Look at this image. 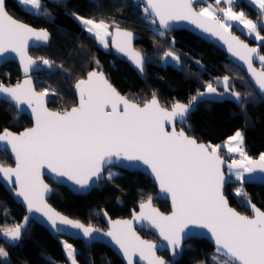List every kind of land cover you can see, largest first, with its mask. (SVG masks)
I'll use <instances>...</instances> for the list:
<instances>
[{"label":"snow or ice","instance_id":"snow-or-ice-1","mask_svg":"<svg viewBox=\"0 0 264 264\" xmlns=\"http://www.w3.org/2000/svg\"><path fill=\"white\" fill-rule=\"evenodd\" d=\"M18 2L25 11L55 22L56 17L42 5V0ZM52 2L61 3L62 0ZM198 2L146 0L142 11L144 19L161 38L174 30L177 21H189L203 33L218 36L227 45L228 52L246 65L255 86L264 95V54H260L259 47H249L238 37L232 36V25L226 22H239L249 35L264 42V35L261 34L264 19L254 21L248 19L243 11H234L236 0H224L226 6L218 8L212 4L196 7ZM221 2L215 0L216 5ZM250 2L258 6L264 18V0ZM92 3L99 7V0H92ZM218 13H222L223 17ZM71 15L89 37L97 40L104 49L109 47L107 38L114 35V47L131 59L140 75L144 74L145 65L151 63L152 58L132 48L133 32L121 29L115 19L85 18L76 13ZM110 29H114V33ZM50 39L51 33L47 28H34L14 19L7 10L6 0H0V57L5 53H16L25 74L39 68L40 64L51 69L56 66L54 61L45 57L33 59L27 53L30 40L46 45ZM172 45H175L174 37ZM159 58L165 65L184 70L181 55L171 49ZM254 58L261 64L260 71L253 67ZM92 59L97 67L75 85L79 90L78 106L63 112L50 111L44 106L49 89L36 92L31 78L23 84L17 83L15 87H6L0 82V98H6L17 106L25 103L34 105L32 112L35 114L34 127L19 135L8 130L0 134V141L10 145L15 154V167L0 164V179L9 186L18 185L14 194L23 198L30 213L42 214L41 222L51 231L63 234L69 229L79 230L78 234L95 240L94 233H99V229L69 219L47 203L45 197L54 190L41 179L43 170H48L54 183L71 182L75 193L85 194L94 186H99L101 180L111 181L118 175L109 170L105 176V170L114 163L134 169L146 166L145 170L158 182L161 192L170 195L173 211L170 215L160 213L149 195L146 201H141L140 212H134L133 219L147 221L151 227L158 229L166 242L159 247L166 248L174 260L182 251L183 242L195 236L194 229L199 228L210 233L216 245L215 252L226 257L220 264H264V211L251 204L249 199L246 203L255 215H242L229 206L224 191L225 185L233 179L241 182V185L246 179L264 182V153L260 154L258 161L247 156L242 147L244 134L237 130L226 141L227 151L239 152L242 159H234L226 164L219 155L221 145L199 142L184 130L185 127L191 130L188 121L201 103L210 104L231 98L243 111L244 101L232 87L229 76L204 82L203 91L197 90L188 103L176 101L166 107L153 93L152 99L141 106L121 95L100 69L99 60L95 57ZM195 63L205 70L200 61ZM52 94L55 95L54 90ZM225 167L228 169L227 175ZM234 194L246 195L242 186ZM103 214L107 216L106 212ZM27 220L28 217H25V222ZM111 224L112 230L104 235L111 237L119 246L127 258V264H133V257L137 255L147 264H167L162 256L156 255L157 244L137 235L132 220L111 221ZM23 228V224H17L2 234L4 238L17 242ZM62 243L69 264H77L76 249L67 241ZM8 255L5 248L0 247V257L7 258ZM219 256L211 259L219 261Z\"/></svg>","mask_w":264,"mask_h":264},{"label":"trees","instance_id":"trees-1","mask_svg":"<svg viewBox=\"0 0 264 264\" xmlns=\"http://www.w3.org/2000/svg\"><path fill=\"white\" fill-rule=\"evenodd\" d=\"M6 3L7 10L14 17L38 28H47L51 33V42L45 47L32 49L31 54L35 58L45 57L55 62L56 66L53 68L42 65V69L33 74L38 90L49 89L53 99L50 106L53 109L65 111L77 104L74 91L76 83L97 67L92 57L99 60L100 69L121 93L140 103L150 100L155 93L166 107L176 101L188 102L191 96L196 95L197 90L203 89L204 82L228 75L234 90L243 96V111L239 105L229 100L201 103L188 121L191 130L187 127L184 130L200 141L216 145L225 142L240 130L244 134L247 156L256 159L264 153V100L242 69L227 60L225 53L214 44L186 29L173 30L163 38L157 36L152 30L153 26L143 17L144 6L131 0H99V7L94 6L92 0H62L61 3L42 0V5L56 17L54 23L49 22L47 17H38L25 11L18 0H7ZM201 4H212L216 8L225 6L224 3L216 5L215 0H199L196 7ZM235 10H243L255 21L264 19L259 8L249 0H236ZM71 13L85 18L115 19L120 28L138 33L141 38L135 43V47L144 56L152 58L151 63H146L144 74L140 76L125 57L116 54L112 47L104 49L97 40L90 38ZM231 25L232 32L259 47L260 54H264V42L247 38L236 30L234 24ZM261 34L264 35V29ZM169 49L181 55L183 71L172 65H165L159 58ZM197 60L205 70H201L195 63ZM60 65L63 67H59ZM21 79V70L16 63L9 62L0 67V82L11 85ZM56 103L62 107L58 108ZM31 124L32 120L28 115L19 116L14 106L0 100V132L5 129L21 131ZM222 149H219L221 155L230 160ZM0 161L4 165L13 164L6 151H0ZM113 169L119 171L118 175L111 181L105 179L99 188L85 195H76L65 186L55 185L50 198L51 204L61 212L100 229L107 228L103 221L104 212L113 218L128 217L149 195L156 206L169 211V202L157 196L156 186L149 177L139 171ZM241 186L246 195H235V190ZM225 193L231 205L242 213H249L246 205L249 199L264 211V184L241 185L239 181H232L227 185ZM25 214L22 205L16 203L0 183V235H3L4 230L20 224ZM140 232L149 239H156L149 231ZM67 240L77 249V264H124L111 248L102 243H87L82 239ZM62 242V237L53 236L37 223H30L17 244L0 237V247H4L9 253L6 260L0 257V264H69ZM160 254L170 259L168 251ZM215 254L209 241L193 238L188 241L174 264L210 263L211 256Z\"/></svg>","mask_w":264,"mask_h":264},{"label":"water","instance_id":"water-1","mask_svg":"<svg viewBox=\"0 0 264 264\" xmlns=\"http://www.w3.org/2000/svg\"><path fill=\"white\" fill-rule=\"evenodd\" d=\"M6 1H7V0H6ZM131 1H132L133 3H136V4H141V5H143L144 7L146 6V0H131ZM8 12H9V11H8ZM9 14H10V13H9ZM10 15H12V14H10ZM12 16H13V15H12ZM13 18L16 19V20H18V21H20V22H22V23L28 24V23H26V22H24V21H22V20H20V19H18V18H16V17H14V16H13ZM28 25H30V24H28ZM30 26H32V27H34V28H38V27H35V26H33V25H30ZM121 29H123V28H121ZM180 29H186V30L192 32L193 34H195L196 36L200 37L201 39L205 40L206 42L211 43V44H214V45L217 46L219 49H221V50L225 53V55H226V59H227V60L232 61L235 65H237L238 67H240V69H242V71L245 73V75L247 76V78L249 79V81L251 82V84L253 85V87L255 88V90L259 93V95H260V96L263 98V100H264V95H262V94L260 93V91L258 90V88L255 86L253 80L251 79L250 73L247 71L246 65H244V63H243L242 61H239L237 58L233 57L231 53L228 52V50H227V45L224 44V42H223L222 40H220V38H219L218 36H211L210 34L203 33V31H202L201 29L196 28V26H195L194 24H191L189 21H177V22H175L174 30H180ZM125 30H127V29H125ZM128 31H130V30H128ZM49 32H50V31H49ZM131 32H133V35H134V39L132 40V48H133L134 50H136V51H139V52L143 55V53H142L139 49H137V48L135 47V43L141 38V36H140L138 33L134 32V31H131ZM113 33H114V29H113ZM230 33H231L232 36H236V37H238L241 41H243L244 43L248 44L249 47H256L255 45L251 44L249 41H247V40L243 39L242 37H240L237 33H234V32H232L231 30H230ZM226 35H227V33H226ZM51 39H52V36H51ZM51 39H50V41H49L46 45H43V44H41L40 42H35V41H33V40H30V41H29V46H28V49H27V53H28V55H30L31 57H33V59H36V58L31 54V50L34 49V48H40V47H45V46H47V45L51 42ZM113 39H114V35L111 36V47H112V50H113L116 54L125 57V59H126V60L128 61V63L132 66V68L138 73V71H137V69L135 68V66H134L133 62L131 61V59H130L125 53L119 52V51L114 47V45H113V43H112ZM9 62H14V63H16V64L19 66L20 70H21L22 79H21L19 82H17V83L23 84L24 81H25L26 79L31 78V80H32V87L35 89V91H36V92H42V91H40V90H38V89L36 88V84H35L34 77H33V74L38 73V72L42 69V67H43L42 64H40V67H39V68H34V70H32V71H30L29 73L25 74L24 71H23V65H22V63H21V61H20L19 56H18L16 53H5L3 57H0V67L4 66L5 64H7V63H9ZM39 63H40V62L38 61V64H39ZM253 67H255V68L257 69V71H260V70H261V64H260V62L258 61V59H255V58H254V61H253ZM104 73H105V72H104ZM138 74H139V73H138ZM105 75H106V74H105ZM139 75H140V74H139ZM86 76H87V74H86L83 78H81V79L86 78ZM106 76H107V75H106ZM140 76H142V75H140ZM107 77H108V76H107ZM109 81H110V79H109ZM17 83H16V84H17ZM110 83L112 84L111 81H110ZM16 84L8 85V84H5V83H4V85H5L6 87H15ZM112 85H113V84H112ZM113 86L115 87V85H113ZM115 88H116V87H115ZM116 89H117V88H116ZM74 91H75V94H76V97H77V104L74 105V106H72V107H76V106H78V104H79V90L76 89V87H75V88H74ZM117 91H118L121 95L125 96L126 98H128V99H130V100H133V99L127 97L126 95H124L123 93H121L118 89H117ZM241 98L243 99V96H242V95H241ZM151 99H152V98H151ZM151 99H150V100H151ZM0 100L5 101V102L9 103L10 105L14 106L15 109L17 110V113H18L19 116H21V115H23V114H26V115H28V117H30V119L32 120V124H31L30 126L24 128V129H22L21 131H13V130H10V129H5V130H8V131H10V132H12V133H14V134L19 135L20 133L24 132L25 130H27V129H29V128H32V127L35 126V114L32 112V107H33L34 105L29 106L28 104L25 103V104H20V105L17 106V105H15L13 102L8 101L6 98H0ZM225 100H229V101L234 102L231 98L224 99V100H222V101H225ZM51 101H52V95L49 94L48 96H46V97L44 98V106H45L46 108H48L50 111L63 112V111H59V110L53 109V108L50 106ZM133 101L136 102V103L141 104V106H143V104L145 103V102H144V103H140V102H138V101H136V100H133ZM148 101H149V100H148ZM159 101H160V100H159ZM222 101H220V102H222ZM146 102H147V101H146ZM160 103H161V101H160ZM181 103H188V102H181ZM234 103H235V102H234ZM236 104H237V103H236ZM161 105H163V104L161 103ZM237 105H238V104H237ZM163 106H164V105H163ZM72 107H71V108H72ZM71 108H69L68 110H70ZM178 125H179V124H178ZM178 125H177V130H179V128H180V127H178ZM169 130H170V129H169ZM3 132H4V130L1 131L0 134H3ZM185 132H186V131H185ZM186 133H187V132H186ZM187 134H188V133H187ZM188 135H189V134H188ZM191 136H193V135H191ZM194 137H195V136H194ZM197 140H198V139H197ZM198 141H199V142H202V143H206V144H208V143L205 142V141H200V140H198ZM0 151H6V152H8L9 155L11 156V158H12V161H13V164H11V165H4V164H3V165H4L5 167H15V154L11 151V146L8 145L6 142H2V141H0ZM219 155L223 158V160L225 161L226 164H230V163H231V161L228 160V159H226V158H224V157L221 155L220 152H219ZM258 159H259V158H256V159H253V160L258 161ZM0 164H2L1 161H0ZM110 167L118 168V169L125 170V171H130V172L139 171V172L145 174L147 177H149V178L154 182V184H155V186H156V189H157V196H158L160 199L169 202V211H168V212L163 211V210L160 209L158 206H156V205L153 203V200H152V204H153V206H154L155 208H157V209L159 210V212L162 213V214H164V215H170V214L172 213L173 208H172V202H171L170 195L161 192V190H160V188H159V185H158V182L154 179V177H153L152 175H150V174L145 170L146 166H145V167H142V168H140V169H134V168H127V167H124V166H123L122 164H120V163H114L113 165L109 166V168H110ZM107 169H108V168H107ZM107 169H106V170H107ZM106 170H105V176H106ZM224 171H225V174L227 175L228 173H227V168H226V167H225ZM254 175H257V176H258L259 174H254ZM245 176L247 177L248 174L245 173ZM41 179L43 180V182H44L45 184H48V185H49L54 191H55L54 186H55V185H60V186H65V187H67L72 193H74V194H76V195H85V194L91 192L93 189H95V188H99V187L101 186V182L105 180V179H104V180H101V181L99 182V186H94V187H93L90 191H88L87 193H85V194H78V193H75V192L72 190L71 182H68L67 184L54 183V182H53V179H52V176L49 175L47 169H44V170H43V174H42V176H41ZM232 181H234V179H233ZM232 181H231V182H232ZM0 183H1V184L3 185V187L9 192V194L12 196V198L14 199V201H15L16 203L22 205V207L24 208V210H25V212H26V214H25L23 220L20 222V224H23V225H24V228L22 229L21 237H22L24 231L26 230V227L29 226L30 222H32V223H37V224L43 226L44 228H46V229H47V230H48L53 236H58V237L67 238V239H74V240L82 239V240H84V241L87 242V243H93V242L102 243V244L108 246L109 248H111V249H112V250H113V251H114V252H115V253L121 258V260L123 261V263H124V264H127V258L123 256L122 251L119 249V246L115 244V242L111 239V237H108V236L104 235V233H106V232L112 230V224H111V221H117V220H121V221H122V220H132V221H133V229H134V231L137 233V235H139V236L141 237V239H143V240H147V241H151V242H153V243H155V244L158 245V247H157V249H156V255H158V256H162V255L160 254V252L168 251L166 248H160V247H159V245H160L162 242H164V241H163V237H161V236L159 235V231H158V229H156V228H154V227H151V226L148 224L147 221H136V220L133 219V214H134V212L137 213V214L140 212L139 205H138L137 209L133 210L132 213H131V215L128 216V217H115V218H113V217H111V216L109 215V213H107V212H106V213H107V216H105V215L103 214V221H104V223L106 224V227H107V228H106V229H100V228L95 227V228L99 229L100 231H99V233H94V235L96 236V239H95V240H91V239H89V238H85V237H83L81 234H78L79 230L69 229V231H67L66 233H63V234H57V233L51 231L47 226H45V225L41 222V220H42V214H40V213H35V212H31V213H30V212L28 211V209H27V203L23 200V198H22V197H18L17 195L14 194L15 190H18V185L13 184V185L9 186V185H7L2 179H0ZM228 184H229V183H228ZM228 184L225 185V189H224V191H226V187H227ZM243 184H264V182H262V181L259 180V179L255 180V181H248V180L246 179V180L243 182ZM54 191H53V193H54ZM53 193H52V194H53ZM52 194H51V195H47V196L45 197V199H46L47 203H48V204H49V205H50V206H51L56 212L60 213V214L63 215V216H67L69 219H72V220H75V221H79L80 223L84 224L86 227L89 226V225L86 224L85 222L80 221V220H78V219H75V218H73V217H71V216H69V215H67V214H65V213H63V212H61V211L58 210L54 205H52L51 202H50V198H51ZM225 195H226V193H225ZM226 197H227V195H226ZM227 200H228L229 206L232 207V208H234L237 212L241 213L242 215H247V216H249V217H252V216L255 215L254 210H253L250 206H248L247 203H246V205H247L248 210H249V213H248V214H246V213H242L241 211H239L238 209H236L235 207H233V206L231 205V203H230L228 197H227ZM250 202H251V201H250ZM251 204H254V203L251 202ZM256 207L259 208L257 205H256ZM259 209H260L261 211H263L261 208H259ZM25 217H28L27 222H25ZM140 230H146V231H149L150 233H152V234L155 235L156 239H149V238L145 237V236L140 232ZM194 232L196 233L195 236H193V237L190 238V239H186V240L183 242L182 250L184 249L186 243H188V241L191 240V239H193V238H196V239H206L207 241H209V242L213 245L214 250H215V247H216L215 242H214V240L211 238L210 233H208L206 229H199V228H196V229H194ZM0 237H4V236H3V235H0ZM20 239H21V238H20ZM9 241H10V240H9ZM19 241H20V240H19ZM19 241H17V242H12V241H10V242H11V243H14V244H17V243H19ZM164 243H166V242H164ZM168 252H169V251H168ZM181 252H182V251H181ZM181 252H180V253H181ZM180 253L177 255V257L175 258V260H174V258L172 257V255L170 254V252H169V254H170V259H168V258H166V257H164V256H162V257L167 261V264H174V263L178 260V258H179V256H180ZM216 254H217V253H216ZM218 255H219V254H218ZM223 257H224V256H223ZM225 258H226V257H225ZM133 264H147V261H146V260H140L139 256L137 255V256H134V257H133Z\"/></svg>","mask_w":264,"mask_h":264},{"label":"rangeland","instance_id":"rangeland-1","mask_svg":"<svg viewBox=\"0 0 264 264\" xmlns=\"http://www.w3.org/2000/svg\"><path fill=\"white\" fill-rule=\"evenodd\" d=\"M221 3H224V0H222V2ZM236 3V2H235ZM225 4V3H224ZM236 5V4H235ZM235 5H233V10L234 11H237V12H239V11H243V10H235ZM225 6H226V4H225ZM224 6V7H225ZM213 7H215L214 5H213ZM244 12V11H243ZM245 13V12H244ZM245 15H246V13H245ZM246 17L248 18V19H252V18H250L249 16H247L246 15ZM252 20H254V19H252ZM255 21V20H254ZM227 22H229V23H232V24H234L235 25V28H236V30H239L240 32H242V34H244L247 38H251V39H255L254 38V36L253 35H249L248 33H247V30L246 29H244V27H243V25H241V24H239V22H236V21H227ZM110 31H113V29H110ZM108 39V41H109V47L108 48H110L111 47V36L110 37H108L107 38ZM53 100V99H52ZM55 106H57L58 108L59 107H62L59 103H56L55 104ZM231 137V136H230ZM228 140V139H227ZM226 140V141H227ZM226 141L225 142H223V143H220V144H218V145H221V148H223L222 150H223V153L226 155V156H228L229 157V159L231 160V162L234 160L233 158H237V157H241L240 156V153L239 152H228L227 151V145H226ZM210 144H212V143H210ZM212 145H216V144H212ZM234 146V145H233ZM242 147H243V149H245L244 148V144L242 145ZM220 148V149H221ZM245 151V150H244ZM233 155H235V156H233ZM242 158V157H241ZM114 167H110V168H108L107 170H106V175H107V171H111L112 170V172L113 173H118L119 171L117 170V169H113ZM233 171H235V169H233ZM227 173H228V169H227ZM234 181H236L235 179H234ZM31 224H32V222H30ZM28 227V226H27ZM27 227H26V229H27ZM62 240L63 241H67V243H70V244H72L73 245V243L71 242V241H69V240H67V239H65V238H62ZM188 245V243H186V245H185V247ZM73 247L76 249V247L73 245ZM184 247V248H185ZM76 252H77V249H76ZM213 256H219L218 254H215V255H212L211 257H213ZM5 260L7 259V258H4ZM69 259V258H68ZM226 258L225 257H223V256H219V261H216V260H213V259H211L210 260V263H201V264H220V262L221 261H223V260H225ZM77 261V260H76Z\"/></svg>","mask_w":264,"mask_h":264},{"label":"built area","instance_id":"built-area-1","mask_svg":"<svg viewBox=\"0 0 264 264\" xmlns=\"http://www.w3.org/2000/svg\"><path fill=\"white\" fill-rule=\"evenodd\" d=\"M236 4V3H235ZM234 4V5H235ZM235 8H236V5H235ZM218 15H220L221 17H223V14L222 13H218ZM143 17H144V14H143ZM233 156H235V155H233ZM233 159H242L241 157H237V158H233Z\"/></svg>","mask_w":264,"mask_h":264},{"label":"flooded vegetation","instance_id":"flooded-vegetation-1","mask_svg":"<svg viewBox=\"0 0 264 264\" xmlns=\"http://www.w3.org/2000/svg\"><path fill=\"white\" fill-rule=\"evenodd\" d=\"M170 33H171V32H169V33H166V35H167V34H170ZM203 89H204V87H203ZM203 89H202L201 91H203ZM220 91H223V89H220Z\"/></svg>","mask_w":264,"mask_h":264},{"label":"crops","instance_id":"crops-1","mask_svg":"<svg viewBox=\"0 0 264 264\" xmlns=\"http://www.w3.org/2000/svg\"><path fill=\"white\" fill-rule=\"evenodd\" d=\"M249 2H250V0H249ZM255 6V5H254ZM255 7H257L258 8V6H255ZM227 22V21H226ZM227 23H229V22H227ZM229 24H232V23H229Z\"/></svg>","mask_w":264,"mask_h":264}]
</instances>
